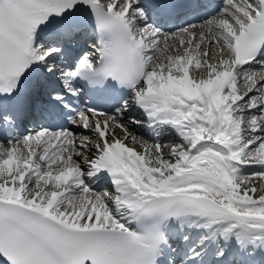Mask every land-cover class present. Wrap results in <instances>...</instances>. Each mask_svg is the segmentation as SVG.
<instances>
[{
    "label": "snow or ice",
    "instance_id": "1",
    "mask_svg": "<svg viewBox=\"0 0 264 264\" xmlns=\"http://www.w3.org/2000/svg\"><path fill=\"white\" fill-rule=\"evenodd\" d=\"M0 264H264V0H0Z\"/></svg>",
    "mask_w": 264,
    "mask_h": 264
},
{
    "label": "bare ground",
    "instance_id": "2",
    "mask_svg": "<svg viewBox=\"0 0 264 264\" xmlns=\"http://www.w3.org/2000/svg\"><path fill=\"white\" fill-rule=\"evenodd\" d=\"M217 0H215V2H216ZM224 0H222V2H223ZM225 4V3H224ZM224 4H222V6L224 5ZM92 38V36H89L88 37V39H91ZM168 137L170 138V139H173V137L172 136H170V135H168ZM103 179H101L100 181H98V182H101Z\"/></svg>",
    "mask_w": 264,
    "mask_h": 264
},
{
    "label": "rangeland",
    "instance_id": "3",
    "mask_svg": "<svg viewBox=\"0 0 264 264\" xmlns=\"http://www.w3.org/2000/svg\"><path fill=\"white\" fill-rule=\"evenodd\" d=\"M222 1V0H221Z\"/></svg>",
    "mask_w": 264,
    "mask_h": 264
}]
</instances>
